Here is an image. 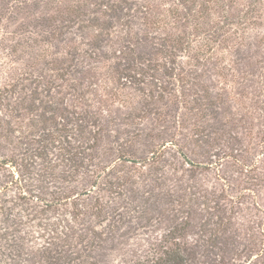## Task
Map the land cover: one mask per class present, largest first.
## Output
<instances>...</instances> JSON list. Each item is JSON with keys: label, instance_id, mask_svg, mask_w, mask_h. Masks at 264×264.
<instances>
[{"label": "rangeland", "instance_id": "obj_1", "mask_svg": "<svg viewBox=\"0 0 264 264\" xmlns=\"http://www.w3.org/2000/svg\"><path fill=\"white\" fill-rule=\"evenodd\" d=\"M176 249L264 264V0H0V264Z\"/></svg>", "mask_w": 264, "mask_h": 264}, {"label": "trees", "instance_id": "obj_2", "mask_svg": "<svg viewBox=\"0 0 264 264\" xmlns=\"http://www.w3.org/2000/svg\"><path fill=\"white\" fill-rule=\"evenodd\" d=\"M118 33L121 34V36H119L118 38L125 41L126 39L124 38L125 36L123 35V28ZM180 44H182V42L178 38V36H176V38H173L172 40H167V46L169 45V47L172 49L180 48ZM123 47L125 48V46ZM171 55H167V56H171ZM136 264H188V259L186 258L185 253L182 251V249H176L171 252H166L165 256L161 258H157L151 261H143Z\"/></svg>", "mask_w": 264, "mask_h": 264}]
</instances>
